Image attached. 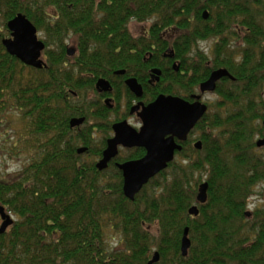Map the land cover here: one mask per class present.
Wrapping results in <instances>:
<instances>
[{
    "label": "trees",
    "instance_id": "trees-1",
    "mask_svg": "<svg viewBox=\"0 0 264 264\" xmlns=\"http://www.w3.org/2000/svg\"><path fill=\"white\" fill-rule=\"evenodd\" d=\"M19 13L44 34L48 67L24 64L0 36L1 155L26 157L19 172L0 178V204L15 216L0 232V264H149L155 252L157 264H264V203L247 215L264 183L256 144L264 137V0H0L7 33ZM131 21L152 23L135 36ZM170 47L195 70L191 85L219 68L235 80L218 83L197 125L203 148H185L130 200L114 164L96 167L105 139L96 140L93 126L72 128L70 119L90 117L95 105L102 112L86 94L102 72L143 62L151 51L148 62H162ZM193 205L198 216L189 214ZM186 227L191 246L183 256ZM110 230L120 235L118 248L109 245Z\"/></svg>",
    "mask_w": 264,
    "mask_h": 264
},
{
    "label": "water",
    "instance_id": "water-1",
    "mask_svg": "<svg viewBox=\"0 0 264 264\" xmlns=\"http://www.w3.org/2000/svg\"><path fill=\"white\" fill-rule=\"evenodd\" d=\"M203 16L207 19L209 11L205 10ZM7 27L11 37H7L3 43L8 53L16 56L24 64L38 69L47 65L43 56L46 44L40 38L37 27L26 15L17 14L8 21ZM68 54L73 56L75 50L70 48ZM224 77L235 80L226 68L217 69L206 82L202 83V92L214 91L217 82ZM129 83L134 90L140 93V87L134 80H130ZM99 84L104 89L109 86L107 81L104 80H100ZM207 109L206 104L200 101L190 104L178 97L161 95L154 102L143 108L144 126L141 132L132 129L126 122L114 125L115 136L108 140L107 148L103 152V158L97 164L98 169L102 170L107 167L108 162L118 154L119 145L145 147L147 154L143 158L119 164L124 178L123 192L127 198L134 200L136 195L152 178L173 162L176 151L182 149L176 143L175 137L185 140L189 131L205 115ZM83 120V118H73L71 127L80 125ZM168 135L170 136L168 137ZM256 144L258 147H264V137L259 138ZM196 147L200 149L201 142H198ZM84 150L85 148L79 149V153ZM207 190L208 182L205 181L200 184L198 189L197 200L199 203L204 204L207 201ZM189 214L198 216L199 207L193 205L189 209ZM250 214L248 211L247 215ZM0 215L2 218L0 232H5L14 223V219L1 204ZM190 246L189 228L186 227L182 239L183 256L188 255ZM158 261L159 253L155 252L149 264H157Z\"/></svg>",
    "mask_w": 264,
    "mask_h": 264
},
{
    "label": "flooded vegetation",
    "instance_id": "flooded-vegetation-1",
    "mask_svg": "<svg viewBox=\"0 0 264 264\" xmlns=\"http://www.w3.org/2000/svg\"><path fill=\"white\" fill-rule=\"evenodd\" d=\"M0 19L3 20V17L0 16ZM3 26L5 27L4 24ZM144 33L145 31L139 34L138 36L143 35ZM0 36L2 37L1 41L3 43L7 37H11V33L9 32V36H6L4 30L0 27ZM70 48H68V50ZM73 49L76 52V49ZM146 53L143 56V62H121L118 67L115 66L109 68L105 72H102L100 76L96 79L94 85V92L98 95V99L96 100V102L93 103H100L101 108L103 107L102 112H100V107H97L95 105V108L92 111L93 114L90 117L88 115H78L70 119L71 125V120L73 118H83L84 120L80 125H76L72 128L82 129L86 126H93L95 135L100 136L101 139H105V148L103 149L101 156L96 159V167L97 164L103 158V152L107 148L108 140L115 136L114 125L126 122L127 125H129L132 129L137 132H141L142 127L144 126V121L142 117L143 108L145 106H148L150 103L154 102L161 95L178 97L190 104L200 101L206 104L208 108L205 115L209 111V100H206V96H208L209 94H215L217 86L214 91L202 92L201 85L210 78L211 74L215 70H213L207 78L202 80L199 85H191V83L193 82V77H195L196 75L195 70L188 66V62H182L181 59L176 58V54L174 53V50L171 47L166 49V52L163 54L164 60L162 62H148V60H150L151 57L154 55V52L151 51ZM46 64L47 65L43 68L48 67L47 61ZM107 71L109 72L107 73ZM177 76H179L181 82H176V84H174L171 81V78H176ZM222 79L217 82V85ZM100 80L107 81V83L109 84L107 89H104L102 85L99 84ZM130 80H134L135 83L140 87V93H138L131 87L129 83ZM171 87L172 90L170 89ZM167 90H171V92H168ZM74 94L76 95V93ZM204 116L197 122L195 127H193L189 131L185 140H180L179 138L175 137L176 143L179 144L182 149L176 151L175 159L173 161H175L177 158H180V153L187 147L192 146L197 150H201L203 148V141L202 139H200L201 132L197 129V125L204 118ZM131 119H135L137 123L133 124L131 122ZM5 123L6 121L4 112V100L1 99L0 132L4 131ZM99 126H105L109 128L108 134H104ZM0 135L2 136V133H0ZM169 136L170 135H168V137ZM198 142H201L200 149L196 147V144ZM81 148H85V150L80 154H84L88 151V147L82 145L78 148V152ZM136 150H141V154L137 158H129V156ZM146 154L147 149L143 146L119 145L118 154L108 162L107 167L102 170L98 169V167L97 169L100 171H105L110 167V165L114 164L122 172V170L119 168V164L133 160H139L143 158Z\"/></svg>",
    "mask_w": 264,
    "mask_h": 264
},
{
    "label": "rangeland",
    "instance_id": "rangeland-1",
    "mask_svg": "<svg viewBox=\"0 0 264 264\" xmlns=\"http://www.w3.org/2000/svg\"><path fill=\"white\" fill-rule=\"evenodd\" d=\"M50 20H53L52 18H49ZM152 22L149 21L148 23H139L136 21H131L129 23V28L131 30V32L135 35L138 36L139 34L143 33L148 26L151 24ZM4 22L2 19H0V27L1 29L4 30L5 35L9 36V33L6 32L5 27L3 26ZM40 37L44 40L45 36L43 33L40 32ZM73 39H69L68 41V46L72 47V41ZM212 44V42H203L201 44V46L203 48H205L206 51H209L210 45ZM47 61V59H46ZM87 98L89 99V101L91 102H96V100L98 99V95L93 91V90H89L87 91ZM217 98L216 94H209L208 96H206V100H209V103L212 101H215V99ZM15 118V117H13ZM12 120V119H11ZM131 122L133 124L137 123L135 119H131ZM5 128H6V123H5ZM11 133L13 132V129L9 130ZM2 133V132H0ZM2 138V136L0 135V139ZM100 136L96 137V140H100ZM259 139V137H258ZM2 143H0V153L2 151V148L4 147V145H1ZM262 152L264 154V148H262ZM26 157L25 155H22V157H20L19 159H10L7 156H2L0 154V178H5L8 176V174H14L19 172L25 165L26 163ZM180 159V158H177ZM176 159V160H177ZM206 177L204 176L203 179H205ZM264 203V183L260 184L257 188V193L256 195H254L251 198L250 201V206H249V211H252L255 207L259 206V205H263ZM11 216L13 217V219H15V216H13L11 214ZM109 238H108V242L111 248H118L120 246V235L116 232H114L113 230L109 231Z\"/></svg>",
    "mask_w": 264,
    "mask_h": 264
}]
</instances>
